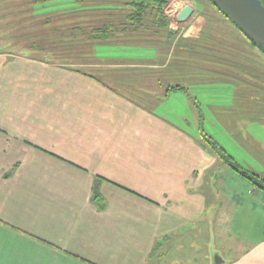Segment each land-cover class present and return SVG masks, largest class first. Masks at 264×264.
Here are the masks:
<instances>
[{
    "label": "crops",
    "instance_id": "1",
    "mask_svg": "<svg viewBox=\"0 0 264 264\" xmlns=\"http://www.w3.org/2000/svg\"><path fill=\"white\" fill-rule=\"evenodd\" d=\"M20 1L29 10L19 24L44 32L51 12ZM187 6L193 14L178 22ZM202 8L170 0L174 32L155 46L99 45L85 57L60 33L58 62L34 56L44 33L17 39L31 47L0 46V264H165L174 235L192 232L197 246L210 214L203 187L224 165L172 120L170 102L194 106L197 128L194 99L203 102L233 138L236 119L264 128V55L239 31H204Z\"/></svg>",
    "mask_w": 264,
    "mask_h": 264
},
{
    "label": "rangeland",
    "instance_id": "2",
    "mask_svg": "<svg viewBox=\"0 0 264 264\" xmlns=\"http://www.w3.org/2000/svg\"><path fill=\"white\" fill-rule=\"evenodd\" d=\"M26 1L29 2V0ZM197 1L203 6V16L213 22L216 30L238 33L232 22L230 23L228 19L224 18L211 6L208 0ZM21 2L20 0H0V46L7 44L8 40L14 39L16 40V46L18 45L17 43L22 45H18L20 48L31 47L29 40L23 42L21 39L18 42L17 39L20 37L24 38L28 34L34 35L35 33H37V36L34 37H41L40 35L44 33V43L40 40L39 44L35 45L36 49L40 51H37L34 56L58 62L60 60L59 54L63 52V50L61 51L63 46H59V38L62 36L60 33H65L67 36L73 26L79 22L82 23L81 19L78 20L75 16L69 15L71 11H68L67 17L62 16L66 14L67 10L75 8V1L49 0L45 4L38 5L36 7L38 14L51 12L50 24L48 28L44 29V32L41 31V24L43 23L38 25L35 22L31 23L30 26L19 24V17L22 16L20 13L29 10V8L22 10L21 6L18 7ZM44 5L49 8H43ZM77 7H80L79 9L82 8L78 2ZM58 11H60L59 14L53 13ZM63 17H65V22ZM82 17L88 19L87 17ZM209 17L213 18V20L209 19ZM223 18L226 19L225 21L228 20L227 23L231 26L219 21V19ZM22 27H24L23 30L21 29ZM212 34L218 33L212 32ZM86 52L90 53L89 50H86ZM83 59L81 60L84 61ZM64 60L70 63L75 59L67 56ZM87 71H90V68ZM217 92L212 94V96H217ZM229 95L228 90H223L219 96L213 99H220V96L226 99ZM206 98L210 101L207 96ZM174 99L176 101L170 103L176 109V114L171 116V118L176 124L186 126L188 130L198 137L200 134H206L230 157L234 158L241 170L255 174L261 180H264V128L259 123L251 122L249 119L241 121L236 119V123L232 124L233 130L237 132L238 136V138L234 136L235 139L237 138L235 140L229 130L231 126L224 125L222 121L216 119L213 111L208 109V105H204L199 100L201 105L196 100L204 118L202 122L200 121L199 128H197L192 124L193 117L198 116V113L194 111V106L188 105L185 100ZM236 106L238 111H242L245 105L237 104ZM158 112L161 113L162 111ZM189 113L193 114L192 118H188L191 119L190 124L194 126L193 129L190 128L191 125L186 124L179 118L186 117ZM238 124L240 125L236 128ZM247 135L257 140L259 139L261 144L259 146L250 145L247 142ZM203 188L210 204V214L205 217L207 222H205L203 237L198 239L199 242L196 241L195 244L198 247H193L191 242L195 240V235L192 232L183 236L174 235L172 237V247L169 249L168 261H164L165 264H171L172 261L173 263L177 261L179 264H218L217 262L220 261H222L220 264H264V249L261 247V243L264 241V190L256 187L250 180L225 165H217L210 170ZM194 260L195 262H193Z\"/></svg>",
    "mask_w": 264,
    "mask_h": 264
},
{
    "label": "trees",
    "instance_id": "3",
    "mask_svg": "<svg viewBox=\"0 0 264 264\" xmlns=\"http://www.w3.org/2000/svg\"><path fill=\"white\" fill-rule=\"evenodd\" d=\"M49 0H31L33 3L30 11L36 12V7L40 4H45ZM52 1V0H51ZM75 1V8L77 2L82 7L79 9L72 8L69 15L75 16L79 22L70 29L66 36V41L71 47L67 49H79L80 56H89L86 50H92L97 46L115 45L119 47H133V46H155L161 40H167L170 36V0H72ZM77 1V2H76ZM212 7H214L224 18L222 12L208 0ZM264 5V0H260ZM29 0V3H31ZM70 9V8H68ZM81 16L87 17L83 19ZM67 17V16H66ZM209 19H212L209 17ZM227 19V18H226ZM228 21V20H227ZM231 23V21H229ZM233 24V23H232ZM233 26H235L233 24ZM239 31L240 29L235 26ZM220 33L223 31L216 30L213 22L208 20L207 31ZM242 33V32H241ZM244 35V34H243ZM245 36V35H244ZM251 43V46L258 48L261 54L264 55V47L256 45L251 39L245 36ZM85 50V51H84ZM172 90L187 91V88L182 85L171 88ZM196 109L199 111L200 120L203 121L200 106L194 99ZM203 136V145L211 150V152L218 157V160L225 166L234 169L242 177L250 180L256 187L264 189V180L259 176L244 172L239 167L234 158L230 157L218 144H216L206 134ZM100 207H103V199L100 195L94 196L93 199Z\"/></svg>",
    "mask_w": 264,
    "mask_h": 264
},
{
    "label": "water",
    "instance_id": "4",
    "mask_svg": "<svg viewBox=\"0 0 264 264\" xmlns=\"http://www.w3.org/2000/svg\"><path fill=\"white\" fill-rule=\"evenodd\" d=\"M210 1L245 36L251 39L256 45L264 47V5L260 0ZM193 12L190 6L185 7L177 16V21H188ZM170 31L173 33L174 29H170ZM220 262L217 263L220 264Z\"/></svg>",
    "mask_w": 264,
    "mask_h": 264
},
{
    "label": "flooded vegetation",
    "instance_id": "5",
    "mask_svg": "<svg viewBox=\"0 0 264 264\" xmlns=\"http://www.w3.org/2000/svg\"><path fill=\"white\" fill-rule=\"evenodd\" d=\"M263 190V189H262Z\"/></svg>",
    "mask_w": 264,
    "mask_h": 264
}]
</instances>
